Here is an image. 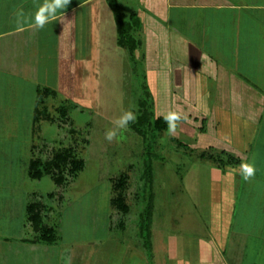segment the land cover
I'll use <instances>...</instances> for the list:
<instances>
[{"label": "rangeland", "instance_id": "374dc122", "mask_svg": "<svg viewBox=\"0 0 264 264\" xmlns=\"http://www.w3.org/2000/svg\"><path fill=\"white\" fill-rule=\"evenodd\" d=\"M126 1H119L123 11L135 8L134 0ZM76 2L70 0L64 8ZM38 10L34 8L31 13L16 17L21 23L27 19L28 23L35 24ZM13 24L16 22L11 20L9 25ZM37 30L35 25L24 37L35 36ZM22 35L0 42V65L5 66V70H15L19 76L23 72L28 76L32 62L27 56L35 54V46L29 47L32 48L29 52L28 46L18 45ZM108 43L101 45L100 53L95 56L97 77H90L93 72L87 63L76 62L72 90L76 102L58 94L56 99L42 106L50 122L37 124L34 137L30 119L25 117L31 114L27 109L31 88L27 89L25 100L18 102L24 103L25 109L11 110L8 101L2 105L0 226L9 227L4 232L13 237L11 244L0 239V264H8L10 259L22 262L24 258L32 264H200L203 247L211 248L209 240L210 232H214L215 210L209 202L214 183L224 175L221 162L229 163V159L221 158L217 149L207 151L202 141H195L196 130L202 125L188 111L174 113H178L183 122L189 121L192 126L189 132L178 124L174 130H169L168 118L172 112L164 104L170 100L169 94H161L160 101L157 96V103L150 94L155 117L161 113L168 125L153 128L145 139L130 128L129 122L121 127L118 122L126 113L136 117L138 99L143 95V70L147 65L143 58L130 56L116 42ZM26 50L27 60L23 63L20 56L24 57ZM4 80L5 90L22 86L21 80H17L18 86L16 80ZM61 107L66 111L61 113ZM109 131L116 133L111 141L106 139ZM33 145L35 150L31 153ZM67 147L74 149L77 161H85V167L76 178L57 185L50 177L41 180L28 177L29 158L48 159L57 150ZM149 155L151 178L144 175ZM116 185H125V189ZM25 193L31 194L33 200H43L45 206L51 208L50 222L57 225L59 232L54 244L37 248L30 243L34 241L35 232L30 226L23 229L21 225V198ZM150 194L154 200L152 218L150 226L142 228L141 213ZM120 195L128 211L118 208L116 198ZM6 196L14 198L10 206L2 202ZM2 226L0 236L5 234ZM22 237L28 240L26 248L20 244ZM22 248L24 253H20ZM16 251L19 257L15 259L12 256Z\"/></svg>", "mask_w": 264, "mask_h": 264}, {"label": "crops", "instance_id": "0c3cea01", "mask_svg": "<svg viewBox=\"0 0 264 264\" xmlns=\"http://www.w3.org/2000/svg\"><path fill=\"white\" fill-rule=\"evenodd\" d=\"M119 1L77 0L57 10L43 27L36 26L35 36L24 37L35 24L27 19L21 23L16 15L39 9L45 0H0V42L23 34L18 45L28 46L29 52V47L35 46V56H27V50L24 57L20 56L23 63L26 56L30 57V75L23 72L19 76L15 70L8 71L0 65V116L4 101L9 102L11 110L25 109L24 103L18 107V102L25 100L27 89L31 88L27 104L31 114L25 117L30 119L34 137L37 124L50 122L36 112L38 108L46 109L42 106L58 94L76 102L72 96L76 62L87 63L93 72L90 77H97L95 56L101 45L110 41L121 47L112 7L115 2L137 42L134 55L143 58L147 65L142 77L155 103L157 96L160 101L161 94H169L170 100L164 104L172 114L185 110L200 121L202 131L201 127L196 130L195 141H202L207 151L217 149L221 158L229 159V163L221 162L224 175L213 185L209 206L215 210L214 232H210L211 248L203 247L200 264H264V0H134L135 8L126 12ZM11 20L16 24L10 26ZM4 78L21 80V88L5 90ZM5 94L7 98H3ZM158 118L164 117L160 113ZM178 120L175 125L185 126L189 132V121ZM34 150L35 145L31 153ZM34 159L47 160L29 158L30 179ZM245 163L254 167L248 180L243 179L240 170ZM24 195L20 208L22 228L30 226L35 232L30 209L37 204L44 206L43 222L47 227L41 233L35 232L30 243L37 248L54 244L59 232L57 225L50 222L51 208L43 200H33L31 194ZM7 196L1 201L10 206L14 198ZM1 229L6 235L0 239L11 244L13 236L4 232L9 227ZM45 234H53V242L45 241ZM19 240L26 248L28 240ZM23 248L20 253H24ZM18 254L16 251L12 257L17 258ZM8 261L32 264L25 258L22 262Z\"/></svg>", "mask_w": 264, "mask_h": 264}, {"label": "trees", "instance_id": "16d2710c", "mask_svg": "<svg viewBox=\"0 0 264 264\" xmlns=\"http://www.w3.org/2000/svg\"><path fill=\"white\" fill-rule=\"evenodd\" d=\"M113 10L115 12V17L117 20V26L119 29V45L126 48L131 56L134 57V53L137 49V42L131 33V28L128 23L124 22L123 14L118 10L115 2L112 3ZM143 95L139 96L138 106L135 111V119L129 121L130 128L137 134L142 136L144 139L151 135L153 128L160 129L165 127L166 124L163 118H156L154 113L153 99L148 91L147 86H143ZM42 96V95H40ZM61 113L66 111L65 108L61 107ZM45 110V109H44ZM44 110L38 108L36 112L40 115L45 116ZM47 117V116H45ZM49 117V116H48ZM202 131V128L200 129ZM75 151L72 147H67L62 150L54 152V154L47 160L34 159L30 165V177L33 180H41L44 177H50L55 184L62 185L68 182V180L74 179L77 173L85 167V161H77L75 156ZM147 164L145 167V176L151 178L152 176V158L150 155L147 157ZM125 185H116V188L125 189ZM148 204L146 205L144 211L141 213L140 225L142 228L150 226L154 200L153 195L150 194L147 199ZM118 203V208L121 211H128V206L123 204V197L120 195L117 198L116 204ZM44 206L35 205L30 209V221L34 227L35 232L41 233L43 230L47 229L43 222ZM140 226V228H141ZM53 234L43 235L44 240L47 242H53Z\"/></svg>", "mask_w": 264, "mask_h": 264}, {"label": "clouds", "instance_id": "9594fccd", "mask_svg": "<svg viewBox=\"0 0 264 264\" xmlns=\"http://www.w3.org/2000/svg\"><path fill=\"white\" fill-rule=\"evenodd\" d=\"M70 3V0H45V3L39 8L35 14V25L38 27H43L49 20V17H54L58 9H63L66 5ZM135 117L132 113H126L121 120L118 122L121 127L125 126L129 121L134 120ZM170 128L172 131L175 128V121L180 119L176 114H172L169 118ZM116 133L114 131H109L106 134V139L111 141L115 137ZM240 170L243 179L248 180L254 174V167L250 164H242Z\"/></svg>", "mask_w": 264, "mask_h": 264}]
</instances>
